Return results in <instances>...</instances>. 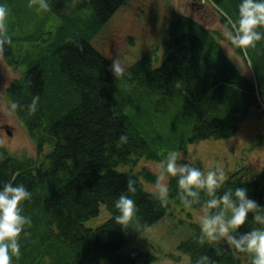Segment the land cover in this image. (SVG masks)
Segmentation results:
<instances>
[{"label":"trees","instance_id":"trees-1","mask_svg":"<svg viewBox=\"0 0 264 264\" xmlns=\"http://www.w3.org/2000/svg\"><path fill=\"white\" fill-rule=\"evenodd\" d=\"M126 1L48 0L39 23L31 27L35 19L31 12L26 28L20 19L26 8H16V0H0L9 9V63L17 69L26 67L7 95L11 103L22 105L34 95L40 97L34 116L16 110L36 155L15 153L0 143V186L23 184L31 193V199L21 204L23 215L31 217L26 228L30 235L21 234L20 255L12 257V264H153L157 255L125 253L123 248L165 217L187 223L189 230L178 254L167 253L168 257L181 261L185 253L190 264L202 255L214 264H251L249 254L225 240L200 245L199 223L185 215L203 204L185 208L177 178L169 176V202L162 207L146 186L155 183L157 175L138 166L143 159L161 162L169 151H187L199 140L230 139L249 107L263 108L264 39L254 48H237L251 62L253 74L246 76L219 40L222 32L178 14L165 30L164 53L159 56L151 50L125 67V75L117 80L109 71L112 61L79 32L66 39L65 28L84 8H92L105 22ZM210 1L231 29L238 21L241 0ZM49 37L55 38V46H49ZM25 42L28 47L21 46ZM122 135L127 136L126 143L120 142ZM130 175L137 180V191L129 193L137 212L124 229L115 223L114 202L127 191ZM237 187L246 188L248 197L264 207V167L230 173L218 195ZM103 205L108 219L89 227L87 222L101 215ZM254 227L258 225L249 214L239 231Z\"/></svg>","mask_w":264,"mask_h":264},{"label":"rangeland","instance_id":"rangeland-1","mask_svg":"<svg viewBox=\"0 0 264 264\" xmlns=\"http://www.w3.org/2000/svg\"><path fill=\"white\" fill-rule=\"evenodd\" d=\"M16 1H18L16 8H26L20 15L26 28L30 26L27 17L31 12L35 13L31 27L39 23L40 15L46 13V9H40L38 5L29 7V0ZM178 14L191 17L212 32H222V38L219 40L227 54L246 76H252L253 70L248 56L243 57L239 54L237 47L233 46L226 37L225 33L231 29L222 22L221 12L210 0H127L105 22L98 20L92 8H84L77 15L78 17L71 20L65 28V38L70 39L75 32H79L86 36L104 56L111 61L119 58L122 66L127 67L151 50L159 56L164 53L165 30ZM58 24L61 25L59 20ZM56 30L54 32L58 33ZM50 37L49 46H55V38L50 39ZM28 43L25 42L21 46L28 47ZM5 48L7 50V46ZM7 53L8 51H5L3 55H0V143L12 152L25 151L30 155H36V147L28 131L16 111L14 113L10 111L12 103L7 95V88L20 77L22 70L26 67L15 68L9 63ZM18 55L19 51H16L15 56L18 57ZM263 134L264 106L259 108L254 105L249 107L248 115L235 136L225 140H199L189 145L187 151L179 152V162L193 164L205 173L218 166L223 169L226 177L238 169L261 170L264 167L262 163L264 162ZM159 164L160 161L143 159L138 168L145 166L157 175ZM168 181L169 179L167 183ZM146 186L152 191L155 183L146 182ZM192 213L191 216L185 215V218L197 221L196 218L204 214V209L200 208ZM108 217V209L106 205H103L101 215L87 222V225L97 227ZM186 225L187 223H180L177 219L165 217L127 244L123 252L153 253L159 257L158 261L153 264H190L191 259L188 254L183 253L181 261L167 255V253L178 254L179 244L189 235ZM104 264L110 263L105 262Z\"/></svg>","mask_w":264,"mask_h":264},{"label":"clouds","instance_id":"clouds-1","mask_svg":"<svg viewBox=\"0 0 264 264\" xmlns=\"http://www.w3.org/2000/svg\"><path fill=\"white\" fill-rule=\"evenodd\" d=\"M38 5L40 9L49 7L48 0H29V7ZM239 18L236 23H231V31L225 33L231 44L237 48L247 49L255 47L256 43L264 39V0H241L238 5ZM9 9L0 4V55L6 51L5 46L11 43L7 17ZM109 71L118 80L122 78L126 69L121 60H112ZM131 75V73H128ZM39 95H34L31 102L22 105L18 101L11 104L10 111L23 109L31 117L39 108ZM121 143L127 142V136L120 137ZM177 151H169L166 158L160 162L155 186L151 192L154 199L162 207H167L169 202L168 177H176L180 202L185 208L203 204L204 214L197 217L200 227L198 243L211 245L214 242L225 240L235 247L240 253H247L251 257V264H264V207L248 197L246 188H231L218 195L223 188L226 175L222 168L216 167L207 173L190 163H180ZM264 163V162H262ZM137 180L131 175L127 180V191L122 192L114 202L118 214L115 223L128 229L136 216L137 207L129 193H135ZM203 193L206 199L202 200ZM31 193L23 184L3 182L0 186V264H12V257H19L21 245L20 237L30 233L26 231L31 226V217L23 215L21 204L30 200ZM249 214L258 227L248 232H240L247 222ZM221 255V250H217ZM195 264H214L208 255L200 256Z\"/></svg>","mask_w":264,"mask_h":264},{"label":"water","instance_id":"water-1","mask_svg":"<svg viewBox=\"0 0 264 264\" xmlns=\"http://www.w3.org/2000/svg\"><path fill=\"white\" fill-rule=\"evenodd\" d=\"M9 134H11V132H9Z\"/></svg>","mask_w":264,"mask_h":264}]
</instances>
